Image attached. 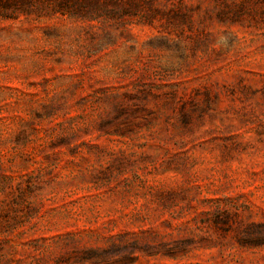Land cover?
Returning a JSON list of instances; mask_svg holds the SVG:
<instances>
[{
    "label": "rangeland",
    "instance_id": "obj_1",
    "mask_svg": "<svg viewBox=\"0 0 264 264\" xmlns=\"http://www.w3.org/2000/svg\"><path fill=\"white\" fill-rule=\"evenodd\" d=\"M0 264H264V0H0Z\"/></svg>",
    "mask_w": 264,
    "mask_h": 264
}]
</instances>
